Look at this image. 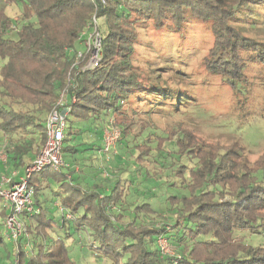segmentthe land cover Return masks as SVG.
I'll return each instance as SVG.
<instances>
[{"label":"trees","instance_id":"16d2710c","mask_svg":"<svg viewBox=\"0 0 264 264\" xmlns=\"http://www.w3.org/2000/svg\"><path fill=\"white\" fill-rule=\"evenodd\" d=\"M9 6L15 7L14 13H7ZM92 12L105 16L107 27L101 32L100 61L81 69L74 56L87 53L79 46L91 28ZM263 17L264 0H0V145L11 146L7 157L15 165L34 157L24 160L36 153L35 141L37 148L44 142V117L73 69L76 84L67 89L59 109L70 107L82 121L109 115L106 124L121 129L119 149L127 148L124 152L138 165L126 168L123 178L108 180L95 162L78 163L65 122L63 163L50 173L59 182L69 179L53 191L61 212L50 215L32 200L31 210H23L20 217L24 233L50 235V245L33 243L28 234L12 239L0 233V244L6 239L20 247L38 246L28 256L19 250L21 258L14 255L13 264H74L69 255L76 248L86 250L89 264L110 259L114 264H264V151L252 165L236 141L209 143L177 125V135L163 142L154 130L148 131L144 118L137 135L129 128L139 111L153 115L169 107L165 110L175 112L194 92L136 69L139 30L152 26L158 36L168 31L187 40L186 26L198 24L212 37L202 57L205 75L218 76L233 92L244 87L249 101L251 75L264 73V40L247 35L244 28ZM160 68L171 69L167 61ZM141 168L144 179L166 177L164 184L181 189L165 196L164 212L144 196L139 201L132 177ZM74 171L78 174L73 177ZM12 211V203L5 201L0 215ZM160 237L168 240L172 254L162 251Z\"/></svg>","mask_w":264,"mask_h":264},{"label":"rangeland","instance_id":"374dc122","mask_svg":"<svg viewBox=\"0 0 264 264\" xmlns=\"http://www.w3.org/2000/svg\"><path fill=\"white\" fill-rule=\"evenodd\" d=\"M14 10V6H9L7 8V13L12 14L14 13ZM91 15L90 21L93 16H95L97 29L101 36V32L103 30L106 31V18L105 16H98L95 12H92ZM186 28L189 30L187 31L190 34L187 36V40H183L174 33L168 31H165V34L158 36L156 35L157 32H153L152 26H149L146 30L141 29L138 31L140 39L138 45L135 47L133 60V64L137 66L136 69L141 72V74H158V76H160L159 80L163 84H172L175 86L182 85L188 91L191 88L194 92H192L193 97H191V99L189 98V102L184 103L179 107V110L175 112L166 111L167 109L171 110L169 107H167V109L165 108L166 110L164 109L162 112L153 115H144L142 111H139L137 116L133 117L134 123L129 127L131 133L137 135L140 132L142 125H144V118V122L150 124L147 128H150L148 131L154 130L163 142H167L172 135H177V131L175 132V130L177 125H181L190 130L196 137L203 138L209 143L229 145L236 141L237 145L242 146L240 151L245 158H247L248 164L254 165L264 151V73L261 72L256 75H251V80L254 82V86L250 93L252 98L249 101H245L244 87L240 89V92L234 91V93L229 86L219 82L218 76L205 75L206 72L201 67L202 57L206 55L211 46V35L204 32L198 24L187 25ZM244 31L247 35L259 40H264V17L262 21L256 23L254 27H245ZM85 35L86 34L83 33V38H85ZM80 43L79 48H85L87 53L74 56V59L76 60L75 62L78 65L81 64V69H91L100 61V49L98 50L96 47L89 49L86 47V40ZM185 49L186 52L182 55V52ZM164 61H167L171 69L160 68V65H163ZM153 68L154 70H151ZM249 72L252 74L254 72V67H250ZM174 74H177L178 76L174 77ZM76 75V70L74 71L71 69L68 71L64 90L60 92L55 105L44 117L45 122L48 116L51 115V112L55 111L58 117L61 116V118L63 117L65 120L67 127L65 129L72 132L70 137H73V139L70 143L72 145L74 144L76 149H78V152L75 154L78 163L82 162L79 161L80 159H85L86 162H89L90 160V162L93 161L99 166L101 170L100 175L105 176L106 179L114 180L118 176L123 178L127 175L124 171L126 168L131 170L134 167H138V165H134L132 156L130 157L129 154L124 152V149L127 148L124 147L122 151L119 149L122 140L120 139L122 137L121 129L119 126L116 127L113 124H106L109 115L106 114L104 119L100 118L94 121H82L73 113H70V107L67 106L59 109L61 104L65 102L64 100L66 98L67 89L76 84ZM113 128H118V130H120L119 136L115 138L113 144L105 149L106 142L108 141L109 143L112 141L110 138L111 134L108 131ZM171 130L175 133L169 134ZM45 140L38 146V148L36 147V144H38L37 141L33 143L34 150L32 151L36 153L33 155V152H30V154L26 155L24 160H27L31 156L34 157L25 161L26 163L24 162L22 165L13 164V161L7 157L8 152L6 150L11 146L8 144L5 145V143L4 145H0V208H2L5 201H7L5 199L11 200L12 202L17 201L18 198L23 195L25 190L27 191V189L31 187L33 191L31 199L34 202L38 201L48 214H55L56 216L61 212V209L56 205L58 196L53 191H57L62 183L63 186L69 184V179L64 177L59 182L50 175V173L54 171L52 168L42 166L41 168L39 167V164L36 163L38 160L41 165L45 163V159L40 158V152ZM97 145L100 146V149L98 150L95 149ZM133 151L135 154L133 155L134 157L136 156V152L135 150ZM62 155L65 160H70V158L67 157L69 155L68 152H62ZM63 167L65 166L63 165ZM46 171L48 173L47 175ZM61 171L64 173L67 172L65 168ZM77 174V171L72 172L73 177ZM14 178H16V180ZM144 178L145 173L142 168L138 171L136 170L132 177L136 189H138L137 193L140 194L139 201H142V197L144 196V200L151 203L155 209L164 212L165 210L163 208L164 206L166 207L165 196L167 194H175L181 189H179L176 184L171 186L164 184L163 181H165L166 177H163L162 179L157 177L151 179ZM168 179L171 178L169 177ZM104 182L108 183L107 180ZM34 184L36 186H33ZM6 211H8V209H6ZM17 215L22 222L23 227L24 219H21L20 217H23L24 214L20 212ZM68 217L69 216L67 215V218ZM5 218L6 216L0 215V233L4 235L7 232V226L4 223ZM28 219L29 218L27 217V221ZM13 225H15V223L10 224L9 226L13 228ZM159 225H162L161 221H159ZM22 234L27 236L28 233H24L21 230V233L19 235L17 234L16 239L18 236L21 237ZM52 234H54V236L56 235L55 232ZM64 235L65 234L61 233L60 236L64 237ZM76 236L78 238L79 235ZM28 238L31 239V242L33 243L44 242L48 245H50L51 241L50 235L41 238L39 235L32 237L31 233H29ZM85 238L87 239L86 236ZM167 241L168 240H164L161 237L158 239L162 251L164 253L168 252V254H172L173 249ZM84 242L85 241H83V243ZM1 243L0 257L2 258L0 259V264H13L14 255L15 259L21 258L22 254L18 253L21 249L25 250L27 256L29 253H32V247L34 248V253L38 250L37 245L30 246L28 243L25 247H20L18 241L12 242L4 239ZM82 250L76 248L73 252H70L69 256L74 261V264H89L88 260L90 259V256L84 254L86 252L85 249ZM17 254L20 255L16 256ZM25 257L26 256H24V258ZM103 264H114V262L111 259L104 260Z\"/></svg>","mask_w":264,"mask_h":264},{"label":"built area","instance_id":"2783aa9c","mask_svg":"<svg viewBox=\"0 0 264 264\" xmlns=\"http://www.w3.org/2000/svg\"><path fill=\"white\" fill-rule=\"evenodd\" d=\"M103 2L104 0H100ZM90 30L86 32L85 40L87 42L86 47L90 48H97L98 50L101 47V36L100 32L97 29V22H95V16H93L91 20ZM78 55H81L79 52ZM46 140L45 143L41 149L40 152V158L45 159V163L41 165L40 161H36L37 164H39V167H50L52 170H58V168L62 165V158H61V140L64 136V127H65V120L61 116H57V113L55 111L51 112V115L48 116L46 122ZM106 131V130H105ZM118 128H113L110 131H108L111 134V139L108 143L106 142L105 149L108 148L109 145L113 144V141H115V138L119 136ZM41 167V168H42ZM32 188L29 187L27 191L23 193V195L18 198L17 201H11L8 199H5L7 201H10L13 206V211L6 215L4 223L7 226V232L8 236L12 239H16L17 234L19 235L22 230V222L18 218V213L22 212L23 210H31L32 207ZM15 223L13 225V228L9 225ZM163 239V238H162ZM165 240V239H164ZM160 245V244H159Z\"/></svg>","mask_w":264,"mask_h":264}]
</instances>
